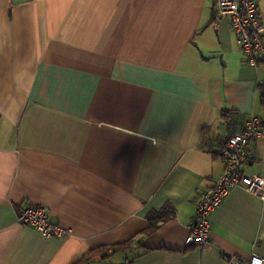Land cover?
<instances>
[{"label":"crops","instance_id":"0c3cea01","mask_svg":"<svg viewBox=\"0 0 264 264\" xmlns=\"http://www.w3.org/2000/svg\"><path fill=\"white\" fill-rule=\"evenodd\" d=\"M215 4L0 0V264H75L113 245L127 246L89 261L264 257V198L243 187L211 214V244H184L226 138L243 127L222 111L264 121V61H245ZM251 153L244 173L264 176V132ZM166 203L174 216L149 230ZM30 204L66 232L18 224Z\"/></svg>","mask_w":264,"mask_h":264},{"label":"built area","instance_id":"2783aa9c","mask_svg":"<svg viewBox=\"0 0 264 264\" xmlns=\"http://www.w3.org/2000/svg\"><path fill=\"white\" fill-rule=\"evenodd\" d=\"M216 15L227 17L232 27L236 41L240 46L245 61L256 65L264 61L262 20L255 0H216ZM264 132L261 119L249 114L243 127L230 135L223 149L226 166L223 175L213 189L199 194L196 205V219L190 225L185 236L186 246H204L209 243L210 214L217 208L229 190L243 187L246 191L264 198V176H248L242 171V166L249 160V145L252 139ZM21 221L33 226L45 237L61 235L65 229L55 224L49 213L41 206H27L23 209ZM227 264H264V257L252 253L247 259L236 255L226 257ZM82 264H131L128 260L119 263L105 262L101 259L84 261Z\"/></svg>","mask_w":264,"mask_h":264},{"label":"trees","instance_id":"16d2710c","mask_svg":"<svg viewBox=\"0 0 264 264\" xmlns=\"http://www.w3.org/2000/svg\"><path fill=\"white\" fill-rule=\"evenodd\" d=\"M261 101H262V103L264 105V93L262 94ZM221 117H222L221 118V120H222L221 122L222 123H225V124H228L231 121L233 122L235 120H241V123H242V121L243 120L245 121V119L247 118V117L244 118L239 113H237L235 111H232V110H223L222 111V114H221ZM262 126L264 127V121H262ZM227 138H226V140H227ZM173 216H174V208L171 205H169L168 203H166L164 206H162L160 208V210L151 212L149 214V216H148V220H149V227H148V229L149 230H153L160 223H162V222H164V221L172 218ZM126 246L127 245H113V246H109V247L106 246V247H102V248L101 247L100 248H97L95 250H91V251H89L87 257H84V258L81 259V262L82 261H85V260H88L92 256H95L97 254H102L104 250L124 249V247H126ZM80 263H78V261H77L75 264H80Z\"/></svg>","mask_w":264,"mask_h":264},{"label":"rangeland","instance_id":"374dc122","mask_svg":"<svg viewBox=\"0 0 264 264\" xmlns=\"http://www.w3.org/2000/svg\"><path fill=\"white\" fill-rule=\"evenodd\" d=\"M215 11H216V10H215ZM215 13H216V12H215ZM258 63H259V62H258ZM258 63H257V64H258ZM257 64H256V65H257ZM259 118H260V117H259ZM260 119H261V118H260ZM261 121H262V120H261ZM240 129H241V128H240ZM240 129H239V130H240ZM236 132H237V131H236ZM233 134H234V133H233ZM231 135H232V134H231ZM228 138H229V137H228ZM228 138H227V140H228ZM256 138H257V137H256ZM256 138H255V139H256ZM255 139H252V140L250 141V145H249V149H248V150H249V153H250V157H249V160H248V161L242 166V168H241L243 172H244V168H245V166L248 165V163H249L250 161H252V156H251V155H252V153H251V145H252V142L255 141ZM227 140H226L225 144L222 146V149H221V157H222L223 160H224V170H225V166H226V160H225V157H224V154H223V149H224V147H225L226 144H227ZM224 170H223V173H224ZM223 173H222V175H223ZM244 174H245V173H244ZM222 175H221V176H222ZM248 176H249V175H248ZM255 176H256V175H255ZM259 176H260V175H259ZM262 176H263V175H262ZM218 180H219V179H218ZM216 183H217V182H216ZM216 183H215V184H216ZM214 186H215V185H214ZM214 186H213V187H214ZM212 189H213V188H212ZM212 189H211V190H212ZM232 189H233V188H232ZM211 190H210V191H211ZM230 190H231V189H230ZM230 190H229V192H230ZM204 192H209V191H204ZM229 192H228V194H229ZM228 194H227V195H228ZM227 195H226V196H227ZM226 196H225V197H226ZM225 197H224V198H225ZM224 198H223V200H224ZM223 200H222V202H223ZM222 202H221V203H222ZM220 205H221V204H220ZM220 205H219V206H220ZM27 206H41V207H43V208L48 212V210H47L44 206H42V205H36V204L25 205V206H23V207L21 208V210L16 214V219H15V221H16L18 224H20V225H23V226H26V227L32 228V229H34L35 231H37L38 233L42 234V232H40L39 230H37L35 227H33V226L30 227V226L26 225L25 223H23V222L21 221V216H19V215L22 213L23 209H24L25 207H27ZM219 206H218V207H219ZM218 207H217V208H218ZM217 208H215V209L211 212V214H212ZM48 213H49V212H48ZM211 214H210V217H211ZM49 215L51 216L50 213H49ZM51 217H52V216H51ZM52 219H53V217H52ZM195 219H196V217H195ZM195 219L193 220V222L191 223V225L194 224ZM53 220H54V219H53ZM209 220H210V219H209ZM53 222H54L55 224H57L58 226L63 227V226H61L59 223H57L55 220H54ZM188 228H189V227H188ZM64 232H66V229H65ZM64 232H63V233H64ZM187 232H188V231H187ZM63 233H62V234H63ZM62 234H61V235H62ZM42 235H43V234H42ZM43 236H44V235H43ZM53 236H59V235H53ZM44 237H45V236H44ZM50 237H51V236H50ZM184 239H185V238H184ZM209 243L211 244V241H210V224H209ZM184 244H185V243H184ZM228 256H229V255H228ZM226 257H227V256H226ZM97 259H101V260H103V257H98ZM92 260H94V259H92ZM85 261H86V260H85ZM87 261H89V259H88ZM128 261L132 264V261H130V260H128ZM105 262H107V261H105ZM120 262H122V261H120ZM110 263H119V262H110Z\"/></svg>","mask_w":264,"mask_h":264}]
</instances>
